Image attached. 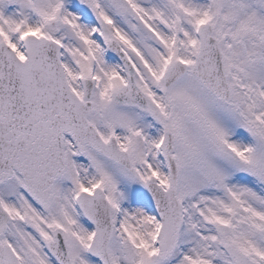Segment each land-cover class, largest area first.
I'll use <instances>...</instances> for the list:
<instances>
[{
    "label": "snow or ice",
    "instance_id": "obj_1",
    "mask_svg": "<svg viewBox=\"0 0 264 264\" xmlns=\"http://www.w3.org/2000/svg\"><path fill=\"white\" fill-rule=\"evenodd\" d=\"M0 264H264V0H0Z\"/></svg>",
    "mask_w": 264,
    "mask_h": 264
}]
</instances>
